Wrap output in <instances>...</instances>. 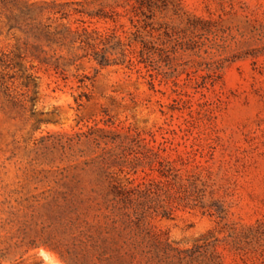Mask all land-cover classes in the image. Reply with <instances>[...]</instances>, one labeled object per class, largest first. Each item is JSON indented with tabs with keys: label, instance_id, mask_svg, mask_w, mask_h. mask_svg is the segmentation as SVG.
Returning a JSON list of instances; mask_svg holds the SVG:
<instances>
[{
	"label": "rangeland",
	"instance_id": "rangeland-1",
	"mask_svg": "<svg viewBox=\"0 0 264 264\" xmlns=\"http://www.w3.org/2000/svg\"><path fill=\"white\" fill-rule=\"evenodd\" d=\"M116 1L0 0V264H67L71 241L47 219L43 199H32L67 161L46 153L50 140L40 139L105 122L171 140L172 157L195 160L189 168L200 166L227 210L223 221L200 208L154 216L162 238L180 248L217 239L224 264H264V56L239 57L264 28V0H161L156 21L177 30L192 17L219 21L226 41L158 44L151 65L100 67L86 57L63 79L33 59L31 45L45 44L34 36L42 26L122 35L130 22ZM42 242L56 250L33 248Z\"/></svg>",
	"mask_w": 264,
	"mask_h": 264
},
{
	"label": "trees",
	"instance_id": "trees-1",
	"mask_svg": "<svg viewBox=\"0 0 264 264\" xmlns=\"http://www.w3.org/2000/svg\"><path fill=\"white\" fill-rule=\"evenodd\" d=\"M116 3L130 22L122 35L116 29L102 33L86 27L60 31L42 26L34 30V36L45 44L31 45L33 59L66 79L65 68L86 57L100 67H130L136 62L151 65L158 44H225L219 21L192 17L185 28L177 30L156 21V13L163 9L161 0ZM114 15L120 13L114 11ZM253 39L245 42L250 45L239 57L256 62L264 56V28L255 29ZM63 49L68 58L58 53ZM79 81L84 84L85 80ZM83 96L88 99L85 92L79 99ZM107 123L40 139L50 140L46 153L58 152L60 163L67 161L55 166L53 184L43 196H32L38 204L43 199L47 219L71 241L66 263L139 264L136 259L140 258L145 264H224L215 248L217 239L180 248L162 238L150 222L154 216L171 217L177 210L197 208L221 221L226 218L224 204L213 198L208 181L196 171L200 166L189 168L195 163L189 156L172 157L176 149L167 138L157 142L152 133L148 138L131 129L115 130L112 122ZM139 173L143 174L140 178ZM33 245L56 250L47 242Z\"/></svg>",
	"mask_w": 264,
	"mask_h": 264
}]
</instances>
